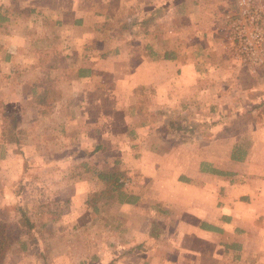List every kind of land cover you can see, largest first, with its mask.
Returning a JSON list of instances; mask_svg holds the SVG:
<instances>
[{"label":"rangeland","instance_id":"rangeland-1","mask_svg":"<svg viewBox=\"0 0 264 264\" xmlns=\"http://www.w3.org/2000/svg\"><path fill=\"white\" fill-rule=\"evenodd\" d=\"M21 1L27 0H12L11 3L0 0V12L15 20L14 25L9 22L13 31L18 27L17 10ZM109 1L123 17L146 11L143 8L144 3L147 6V0L118 6L114 0ZM236 1L152 0V8L166 7V21L160 23L156 18L152 26L147 27L151 30L150 35L145 37L142 21L135 28L137 33L131 32L128 21L103 17L97 22V29L103 26L111 36L121 37L125 48L130 52L134 50L136 56L142 53L145 42H150L148 52H159V42L164 41L167 49L172 48L177 53L176 43L182 37V44L187 45L185 51L179 49L180 54L193 65L180 68L182 76L179 77L174 62L168 61L161 68L151 69L153 83L150 86H154L151 97H146L144 90L147 93L150 90L141 85L137 87L135 98L116 100L121 102V107L113 109L112 115L79 113L76 105H80L78 90L83 87L71 82L75 77L73 67L68 69L66 83L54 86L51 97L40 105L33 104L30 91L23 93L24 97L19 91L11 92L14 82L11 84L0 72V222L6 226L11 240L4 264H243L241 250H227L222 245L239 243L243 238L242 221L230 225L228 236L220 238L225 241L219 239V243L218 238L194 234L201 217L207 216L208 212L192 210L197 209L198 204L206 206L205 199L210 198L208 204L214 208H222L225 201L230 207L225 214L240 215L243 213L239 209L243 195L239 189H243V181H246L243 177L252 173L259 176L260 172L264 176V156L258 157L259 161L255 158L243 161V151L252 148L247 146L248 140H259V147L253 144V150L264 147L262 116L245 114L249 107L232 108L228 115L223 114L221 107L214 111L209 107L214 104L216 92L221 87L218 82L212 83L217 74L243 77L241 83L230 84L234 89L231 98H237L238 102L245 98L249 88L253 87L254 92L261 90L263 93L264 90V66L251 70L230 57L223 17L235 9ZM257 1L264 10V0ZM88 5L94 12L102 10L95 0L87 1ZM203 5L204 14L211 15L218 25L214 32H205L216 33L219 41L211 48L218 45L215 50L221 54L220 62L212 57L215 53L208 48L210 45L201 52L188 50L195 43H191L192 38L186 31L177 30L179 25L185 24V19L176 14ZM207 22L201 19L202 30L207 28ZM162 25L165 26L163 33L160 32ZM2 33L0 26V37ZM138 33L140 36L135 38ZM209 37L198 36L204 46ZM105 43L103 57L123 61L119 68L113 69L114 74L130 73L124 62L127 54L119 52L117 42L110 38ZM92 46L93 50H101L102 45L97 42ZM161 75L171 79L167 84L169 96L160 97ZM193 75L201 76L197 87H210L209 95L203 94L200 100L194 99L196 101L191 99L192 89H187ZM91 84L89 82L87 86ZM228 86L222 83V88ZM114 89L128 92L118 85H114ZM53 102L54 107L65 109H60L61 113L51 112L48 108ZM108 102L115 103V100ZM14 108L18 109L16 132L19 144H5L1 119L3 113H11L16 110ZM42 111L48 112L43 114ZM233 156H242V160L238 162ZM210 169L232 175L214 176L219 184L214 186L215 194L203 197L195 191L194 183L203 182L196 178L197 172ZM113 171L121 178V191L137 197L135 204L112 199L106 191V183L97 178L99 173ZM230 177H238L240 182L230 180ZM227 185L231 191L218 192ZM18 207L25 211L30 227L25 224ZM179 221L192 225L190 237L184 236L186 231L183 234L176 232ZM215 247L219 252L212 257ZM224 249L226 254L222 258ZM209 252L211 255H207ZM202 253L206 256L199 258Z\"/></svg>","mask_w":264,"mask_h":264},{"label":"crops","instance_id":"crops-1","mask_svg":"<svg viewBox=\"0 0 264 264\" xmlns=\"http://www.w3.org/2000/svg\"><path fill=\"white\" fill-rule=\"evenodd\" d=\"M8 1L11 3L12 0ZM87 1L90 0H61L52 3L44 0H27L25 2L27 4L21 1L17 10L18 22L16 23H18V27L17 30L14 31L12 30V27L15 20L12 18L8 19V16L5 14L6 21L0 25L3 30L0 37V72L1 75L7 77L11 84L14 82V88H12L11 92L19 91L24 97L23 93L30 91V97L34 104V98L46 89H48L47 96L51 97L52 90L55 89L54 86L66 83L68 69L70 67L72 69L73 67L75 77H73V81L71 82L73 83L75 81L83 87V89L78 90V93L80 94V105H76L77 109L79 108V113H95L97 116L112 115L115 113L113 109L121 107V102L117 103L116 100H119L120 98H122V100L131 97L135 98L137 87L141 85H144L145 89L150 90L149 93H147V90H144L146 97H151V89L154 87L152 86L151 88L150 86L153 83V76L150 74L151 69H156L157 67L161 68L167 64L168 61L174 62L177 67V72L176 70L175 72L179 74L176 76L179 77L182 76V74L180 75V68L183 69L191 65V63H188L185 60L186 56L180 54V50L185 51L187 45L182 44V37L181 41L176 43V47H178L177 53L172 50V48L170 50L167 49L164 46L165 42L161 41L159 42V52L157 51L156 53H153L155 56L152 57L151 52H148L150 49V42H145L142 53L136 56L134 50H131L130 52V50L125 48L124 44H122L124 42H121V37L117 38L111 36L110 32L106 31L103 26H100V30L97 29L99 28V25L96 24L97 22L103 20V17H111L110 19L113 21L130 22L129 26L131 28L129 29L132 33H137L135 28L138 26L137 24L142 21V25L144 22L143 37H145L150 35L149 33H151V30L147 27H151L152 22H154L156 18L160 19V23L166 21L164 18L166 7L160 5L158 9H154L151 5L152 0H147L145 1L147 2V6H145L144 3L143 10H146L144 13H138L135 15L130 14L127 17H123L115 10L112 1L95 0V2L99 4L98 6L102 7V10L97 9L95 10L96 12L91 9L92 6H87ZM114 2L117 6L120 5V3H128V5H132V2L135 3V0H114ZM191 3L195 4V2ZM103 6L105 10H103ZM204 7L205 5L198 6V9L196 10L191 9L185 13L176 14L179 18L183 17L185 19V24H182L181 26L179 25L177 30L178 32L179 30L186 31L188 36L192 38L191 41L193 42L191 43H195V46L188 50H197L201 52V49L210 45L208 48L215 53L212 54V57L217 59V62H220L221 54L215 50L218 45L211 48V46L214 45V42L219 41V39L215 37L216 33L211 34L210 32H205L206 30L214 32V29H216L218 25L216 19L214 20L211 15L207 17L204 14V11H202ZM119 17H121L122 20H119ZM93 19L95 20V26L93 25ZM201 19L208 20L207 28L204 30L201 29ZM187 20H189V22ZM9 22H13V25L11 26ZM164 28L165 26L162 25L160 32L163 33ZM160 32L159 34H162ZM204 35L210 36L206 46H204L205 44L203 45L198 38V36L200 37ZM137 36H140L139 33L135 35V38H137ZM109 38L111 41L117 42L116 49H118L119 52L127 54L126 58H124V62L126 61L125 68H127V70L129 69L130 73L127 71L125 75H115L113 69L117 66L119 68V66L123 64V61L112 57H108L107 59L103 57V46L106 45L105 42ZM145 40H147V38H145ZM97 42H99L100 46L102 45L100 47L101 50L92 49L93 43ZM201 46L202 48H200ZM106 51L107 50H105V52ZM187 59L189 58L187 57ZM190 79L192 84H190L188 88L186 86H184V88L189 90L192 89L193 96L191 99L200 100L203 94L209 95L210 87H204V85L197 87L199 86L198 84L201 80V76L193 75ZM242 79V76H236L234 74L226 75L222 73L214 76L212 83L218 82L221 84V87L220 90H217L216 92L213 102L214 104H212L213 106L209 105V107L213 111L215 108L218 109L221 107V109H224L223 114L226 115L232 112V108L236 109V107H238L240 110H243V108L249 107V109H245V114L251 116L260 114L262 116V123L260 124L264 127V90L263 93L261 90L254 92L252 89L253 87L249 88V90L245 92L246 96L241 102H238L237 98H231L230 93H233L234 89L230 84L241 83ZM168 81H171L168 75L166 77L161 75V85L159 89L160 97L168 95ZM68 82L70 83V80ZM89 82L92 84L87 86ZM222 83L229 84V86L224 89L222 88ZM114 85H118L119 88L127 90L128 92H117L115 89L112 90ZM70 86L71 84L68 85V88H70ZM196 89L199 91H196ZM216 89L217 87L214 91ZM193 90L196 92H193ZM201 90H203L202 93ZM108 100H115V103L108 102ZM243 101L245 103H243ZM52 104L53 106L49 109L53 113H61V111L65 109V107L61 106L54 107V105H56L54 102ZM34 108L38 109L39 107L34 105ZM14 109L16 110H13V112L17 114L18 109ZM57 109L59 110L56 111ZM239 113H242V111ZM110 121H108V123H110ZM257 125L260 126L259 124ZM258 142L259 140H255V142L248 140L247 146H252V148H254V146L259 147ZM252 148H247L245 149V152L243 151V161H252L254 158L259 161V158L264 156V147H260L259 150H253ZM233 159L240 162L242 156ZM203 171L204 172H197L196 178L202 179L204 183H194L196 184L195 191H198V193L200 192L203 197L205 195L215 194L216 187L214 188V186L219 184L214 179V176L229 177L232 175L228 172H224V175H217L209 172V170ZM261 173L263 174V172H260L259 176H254L252 173L245 175L246 178L243 177V180L245 179L246 181H243V189H239L241 195H243V203H241L239 207L243 213H240V215L236 213H232L231 216L225 214L224 211L230 210L228 203L225 201H223L224 209L223 207L220 209L214 208L212 204H208L210 198H204L207 202L206 206L198 204L197 206L199 207L197 209H192L193 211L208 212L207 216L201 217L202 220L199 223L197 231L196 228L193 230L194 234L196 233L200 236L208 235L213 238H218L219 243L225 241L220 238H222V236H228V232L231 230L230 225L236 223L235 221L237 220L242 221L240 222V225L243 226V238L239 239V245H226V243L222 245L223 248H226L227 250L229 248L234 249L235 251L241 250L240 252L243 254V264H264V176ZM210 177L213 178L210 179ZM229 179H236L237 183L240 182V178L238 177H230ZM252 179H255V183H252ZM220 189L218 192H223V194H226L224 193L226 190L231 191V187H228V185L222 186ZM235 192H237V190ZM225 215L227 216L225 217ZM191 230L192 225L179 221L176 232L183 234V231H186L184 236L190 237ZM231 245H236L237 249L230 247ZM218 247L220 248V246ZM216 252H219L217 247L213 249V253H211L212 257ZM211 254L209 252L207 255ZM225 254L226 250L224 249L222 258ZM205 256L206 254L202 253L199 258ZM240 259H242V255Z\"/></svg>","mask_w":264,"mask_h":264},{"label":"built area","instance_id":"built-area-1","mask_svg":"<svg viewBox=\"0 0 264 264\" xmlns=\"http://www.w3.org/2000/svg\"><path fill=\"white\" fill-rule=\"evenodd\" d=\"M264 10L257 0H237L223 17L230 57L251 70L264 66Z\"/></svg>","mask_w":264,"mask_h":264},{"label":"trees","instance_id":"trees-1","mask_svg":"<svg viewBox=\"0 0 264 264\" xmlns=\"http://www.w3.org/2000/svg\"><path fill=\"white\" fill-rule=\"evenodd\" d=\"M233 8V6L231 7ZM6 17L5 15L0 12V25L2 23H5ZM151 56L154 57L155 54L151 53ZM48 89L40 93L38 96L34 98V102L38 105L45 103V101L48 99L47 96ZM53 99L50 98V101ZM48 110H50L48 108ZM48 112V111H47ZM47 112L42 111L41 113L46 114ZM3 118L1 119V129H3V140L5 144H19V139L17 135V125H16V120H17V114L14 112L11 113H3ZM233 158H235L233 156ZM206 169V168H205ZM209 172L215 173L217 175H224L222 171L215 170V169H210ZM97 178L107 185L106 191L109 192L110 197L112 199L118 201L119 203H125V204H135L137 202V197L127 195L126 193L121 191L122 187V182H120V176L118 172L113 171V172H105V173H99L97 175ZM18 211L21 213V217L24 219L25 224L30 227V221L28 216H26L25 211L21 208L18 207ZM210 228V227H209ZM234 247L237 249V246H230ZM11 248V240L8 236L7 228L6 226L0 222V264H4L6 256Z\"/></svg>","mask_w":264,"mask_h":264}]
</instances>
